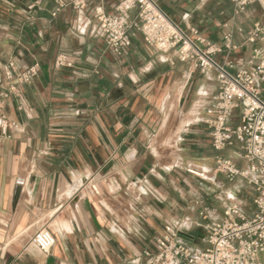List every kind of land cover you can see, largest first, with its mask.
Returning a JSON list of instances; mask_svg holds the SVG:
<instances>
[{"label":"crops","instance_id":"crops-1","mask_svg":"<svg viewBox=\"0 0 264 264\" xmlns=\"http://www.w3.org/2000/svg\"><path fill=\"white\" fill-rule=\"evenodd\" d=\"M156 2L220 50L214 59L232 73L250 68L248 33L263 22L258 3L239 11L230 0ZM116 5L90 0L76 14L57 0H0L1 114L12 126L0 141V264H150L143 252L156 255L167 229L173 243L198 252L207 247L204 226L227 209L244 220L255 214L252 185L215 172L218 159L242 172L251 166L238 141L212 145L215 72L147 47L137 32L111 53L92 15L97 6L114 14ZM129 15L139 22L136 11ZM228 35L234 48L225 47ZM8 62L37 73L13 84L2 70ZM241 118L237 109L227 125ZM39 230L54 239L46 254L31 244ZM258 259L264 264V252Z\"/></svg>","mask_w":264,"mask_h":264},{"label":"built area","instance_id":"built-area-1","mask_svg":"<svg viewBox=\"0 0 264 264\" xmlns=\"http://www.w3.org/2000/svg\"><path fill=\"white\" fill-rule=\"evenodd\" d=\"M90 0H57L61 8L71 6L76 14L83 13ZM114 14H106L101 6L94 8L92 19L96 22L95 35L104 41L114 55L120 54L131 45L132 32L141 35L144 44L156 51H173L180 61H193L201 73L214 71L218 90L209 108L211 120L208 123L212 145L215 150H223L232 142L242 144L245 158L251 163L247 172L238 170L229 160L218 159L215 172L228 179L239 176L254 188L256 196L255 214L244 220L237 207L225 211L219 222L204 226L207 247L198 252L172 242L174 233L167 229V236L156 239V255L147 251L143 255L150 264H261L258 256L264 252V6L261 0H230L239 11L258 3L263 11V22L255 23L248 33L247 42L253 46L250 68L236 73L229 66L214 59L220 50L214 46H204L205 41L197 37L193 30L186 32L180 28L157 4L156 0H116ZM130 11L137 12L139 22L130 18ZM225 47L234 48L231 36L225 38ZM65 64L58 57L55 66ZM5 78L13 84L29 83L37 73V66L19 72L13 62L3 66ZM6 93H0V141L9 138L11 124L1 114ZM241 109V123L231 128L227 125L232 113ZM202 179L204 173L187 171ZM206 219V216H202ZM54 239L47 230L37 231L32 246L46 254Z\"/></svg>","mask_w":264,"mask_h":264},{"label":"water","instance_id":"water-1","mask_svg":"<svg viewBox=\"0 0 264 264\" xmlns=\"http://www.w3.org/2000/svg\"><path fill=\"white\" fill-rule=\"evenodd\" d=\"M17 194H18V190H17V192H16V194H15L14 201H15L16 198H17Z\"/></svg>","mask_w":264,"mask_h":264},{"label":"bare ground","instance_id":"bare-ground-1","mask_svg":"<svg viewBox=\"0 0 264 264\" xmlns=\"http://www.w3.org/2000/svg\"><path fill=\"white\" fill-rule=\"evenodd\" d=\"M261 2H262V4H263V6H264V0H261Z\"/></svg>","mask_w":264,"mask_h":264}]
</instances>
